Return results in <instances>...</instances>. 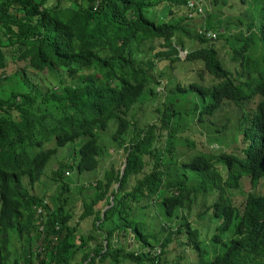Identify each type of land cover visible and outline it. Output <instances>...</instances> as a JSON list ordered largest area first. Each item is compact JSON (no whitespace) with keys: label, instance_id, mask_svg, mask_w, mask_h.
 Wrapping results in <instances>:
<instances>
[{"label":"trees","instance_id":"obj_1","mask_svg":"<svg viewBox=\"0 0 264 264\" xmlns=\"http://www.w3.org/2000/svg\"><path fill=\"white\" fill-rule=\"evenodd\" d=\"M197 1L0 0V73L10 62L17 81L0 91V264H264V190L255 192L264 183V0L254 19L236 8L245 0L229 8L247 33L225 60L212 42L229 19L191 31L184 22L200 14ZM154 61L201 68L159 88ZM44 72L50 84L28 80ZM147 95L154 118L137 126L131 111ZM224 102L241 110L238 151H196L176 165L180 130ZM109 126L122 174L101 170L78 214L58 193H32L58 148L70 147L50 172L61 191L64 171H94ZM242 181L252 190L235 203ZM150 204L166 218L155 232L136 213Z\"/></svg>","mask_w":264,"mask_h":264},{"label":"rangeland","instance_id":"obj_2","mask_svg":"<svg viewBox=\"0 0 264 264\" xmlns=\"http://www.w3.org/2000/svg\"><path fill=\"white\" fill-rule=\"evenodd\" d=\"M260 2L261 0H245L244 3L236 5V0H198L197 5L200 14L194 15L193 17H191V19L186 20L184 23L189 26L191 31L196 32L195 29H197L199 24L205 23L208 25V22H213L217 18L229 19L227 33H224V38L220 37L219 39H215L212 42L215 47L221 48V58L225 60L227 59V54H225V51L228 50L229 45L234 44V37L240 35L241 33L244 35L247 33L244 30V26H239L235 23L236 20L234 19V16L231 12L232 10L229 11V8L236 5V8L239 11H242L240 14H245L243 16H247L249 13L254 19V17L257 16V10ZM246 9H248V12H245ZM178 56L180 58H183L184 52H179ZM153 64H155V74L159 78V88H170L176 81L182 82L184 79L191 78V76L194 75L195 70L201 68V65L184 66L180 65L178 62L174 63L175 67L173 69L166 62L158 63V61H154ZM228 65H231V62L228 63ZM14 71V64L9 62L5 72L0 73V91L4 92L5 90H7V87L10 89H14L16 87V74L12 75ZM17 76H20V73H18ZM203 77L206 81L208 76L204 73ZM28 80L32 83L42 81V83L44 84H50V82H52L51 77L47 76L45 72L41 74H31L29 75ZM158 87L155 90H157ZM147 97L148 98L143 99V102L139 106L133 107L131 111L132 115H134V118L136 119L134 122L137 126L142 127V125H144L146 121H148V123L153 121L154 115L151 114L153 108L152 104L149 103L153 96L147 95ZM154 102L156 101H153L152 103ZM253 106L254 102H249L245 106V110L247 111ZM240 115V109L235 107L231 102H224L213 114L205 116L200 122H198L197 119L193 117L188 122V124L186 123V126L179 132L178 137L180 138H178V142L177 144H175L174 150L175 164L179 165L182 160H186L188 156L196 151L215 152L218 149H231L233 151L236 150L237 152L238 148L240 147L239 142H237L240 132V126H238ZM112 129V126H109L107 129L99 133V144L102 146L103 150H107V155L106 153L103 154L101 162L98 164L97 168L94 171L82 172L80 174L76 173L75 170L64 171L63 182L66 181L68 185L66 191H61V184L56 185V183L52 182L50 178V172L51 170L53 171L55 169L56 165L59 164L61 160H63L67 156H70V154L68 153L70 147L65 146L58 148L57 152L47 160L43 168L45 177H43V181L41 182V184L36 185L35 188H32V193L40 196L44 195L42 197H44L45 199H47L49 195L53 196V194L58 193L60 198L64 197L66 200L64 203V207L69 208L74 213L78 214L81 209V203L83 201H87L90 198L93 192L94 181L101 175V170L107 169L109 165H114L115 168L120 169L123 164L124 151L123 148L117 147L115 145V142L111 140ZM130 136L131 132L128 129L126 130L122 138L127 143ZM190 141L192 146L188 144L190 143ZM52 144L53 141L51 140V142H49V144H46L45 147L51 146ZM207 144L210 147L209 149H207ZM73 145L74 143H70V146ZM251 190L252 189H249L248 184L243 181L240 182V186L232 194L233 201L235 203L240 202L243 198L242 193ZM263 190L264 183L262 185H258L255 188V192L257 193L262 192ZM53 203H51L50 199V202L48 204L54 207ZM151 206L152 205L150 204V206L146 207L143 210H141V208H138L136 213L139 215V217H143V221L146 222L149 229L155 232L160 229L159 227L161 226V222L165 223L166 218L165 216H162V214H159V216H157L155 210L152 208L153 206ZM97 208L103 209L100 205H98ZM157 218L162 221L160 222L159 220H157ZM191 219L192 217L189 218L190 221H192ZM76 220L80 223L79 227H81L83 232L87 228H89L88 221L82 222L81 220H78L77 217ZM204 223L209 225L208 223H210V221H207L205 218ZM169 226H172V224H170ZM212 227L210 226V228ZM210 231L212 232V230ZM160 234H162V232H158V235ZM132 240L133 238L131 235L127 236L128 248H130L133 244ZM172 246L174 245H170L169 248H171ZM155 249L157 250V248ZM183 264H187V260H185Z\"/></svg>","mask_w":264,"mask_h":264},{"label":"water","instance_id":"obj_3","mask_svg":"<svg viewBox=\"0 0 264 264\" xmlns=\"http://www.w3.org/2000/svg\"><path fill=\"white\" fill-rule=\"evenodd\" d=\"M124 161H125V159L123 160V164H122V166H121V168L119 170V176L122 174V170H123V167H124ZM113 238H115V234H113ZM112 245L113 246L115 245V240L114 239L112 240Z\"/></svg>","mask_w":264,"mask_h":264}]
</instances>
